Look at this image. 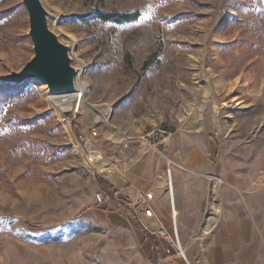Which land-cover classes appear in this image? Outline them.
Wrapping results in <instances>:
<instances>
[{
	"label": "rangeland",
	"instance_id": "1",
	"mask_svg": "<svg viewBox=\"0 0 264 264\" xmlns=\"http://www.w3.org/2000/svg\"><path fill=\"white\" fill-rule=\"evenodd\" d=\"M41 3L69 48L75 80L89 86L82 109L59 116L38 80L21 93L0 82L8 96L0 107V264H149L143 241L155 236L129 198L149 190L176 249L200 264V245L224 209L264 191V3ZM134 10L139 19L123 25L95 16ZM27 31L21 0H0V77L31 58ZM80 136L124 166L86 164ZM193 197L198 215L188 212ZM214 204L219 212L203 234Z\"/></svg>",
	"mask_w": 264,
	"mask_h": 264
},
{
	"label": "crops",
	"instance_id": "2",
	"mask_svg": "<svg viewBox=\"0 0 264 264\" xmlns=\"http://www.w3.org/2000/svg\"><path fill=\"white\" fill-rule=\"evenodd\" d=\"M193 194L198 196L197 191ZM156 195L155 192V197ZM192 200L194 201L189 204L188 212L198 215L201 212V204L194 197ZM243 201L239 202L237 209H231L229 206L224 209L215 231L200 245L203 251L200 264H264V191L261 190L259 197L255 195L250 199L248 206H245V199ZM152 208L155 218L148 219L141 215L143 229L153 230L151 234L155 236L152 240L143 241L144 250L149 253V264H184L178 250L157 236L158 221L167 232L168 227L161 217L162 211L159 212L155 204ZM169 236L172 237L170 234Z\"/></svg>",
	"mask_w": 264,
	"mask_h": 264
},
{
	"label": "water",
	"instance_id": "3",
	"mask_svg": "<svg viewBox=\"0 0 264 264\" xmlns=\"http://www.w3.org/2000/svg\"><path fill=\"white\" fill-rule=\"evenodd\" d=\"M21 4L27 13L32 56L19 70L1 76L0 82L21 84L36 79L48 94L73 92L77 71L71 64L68 46L49 28V14L41 0H21Z\"/></svg>",
	"mask_w": 264,
	"mask_h": 264
},
{
	"label": "bare ground",
	"instance_id": "4",
	"mask_svg": "<svg viewBox=\"0 0 264 264\" xmlns=\"http://www.w3.org/2000/svg\"><path fill=\"white\" fill-rule=\"evenodd\" d=\"M88 86L89 85H88L87 82H84V81L79 82L78 80H75L76 89L73 92L62 93V94H56V93L50 94V95H52L50 97L54 100V104H55V106L57 108L58 115L60 116V113H63L65 111H73L75 113L79 112L82 109V105H83L84 99H86L85 96H86V93H87ZM200 100L201 99H199L198 101H200ZM77 150H78V148H77ZM90 159L91 160L86 161V164H88L92 168H96V170H98L100 172L111 170V166L105 164L104 160L100 157L98 152H96V155L92 154L90 156ZM163 187H164V181L160 180V181H158L156 183L155 189L156 190L157 189H162ZM218 212H219V205L214 204L213 205V212L210 213L207 217H205L204 223L200 227V230H201V232L203 234H207V233H209L210 230H212V225L215 222L214 215H216V213H218Z\"/></svg>",
	"mask_w": 264,
	"mask_h": 264
},
{
	"label": "built area",
	"instance_id": "5",
	"mask_svg": "<svg viewBox=\"0 0 264 264\" xmlns=\"http://www.w3.org/2000/svg\"><path fill=\"white\" fill-rule=\"evenodd\" d=\"M50 96H52V95L48 94L47 99L54 103V100ZM92 140L93 139L91 137L87 138V136H84V138H83L82 136H80V142L78 143V147L82 150V152H84V155H85V158L87 161L91 160L90 156L92 154L96 155V152H98L100 157L103 159V155L101 154L99 148L97 147V145ZM110 160L113 161L114 164L118 168H122V166H124V163H121L119 160H116L113 155L108 156L107 160H104L105 164L108 165L107 161H110ZM111 169H112V167H111ZM133 194L135 195V200H133V198H131L130 195H129V198H130V201L134 205H136V207H138V214H140V212H142L145 214V217L148 219L155 218V214H154V211L152 208V205L154 204V200H155V192L153 190L144 191V192H138L137 191L135 193L133 192ZM103 199H104L103 195L99 196L100 201ZM130 206H131V204H130ZM147 227H149V226H147ZM156 234H157V236L165 239L172 247L176 248V243H175L174 239L169 236L165 227L159 221H158V228L156 230ZM184 253H185L184 251L182 252V250H180V249L178 250V254L182 257L185 264H192L191 261L186 259Z\"/></svg>",
	"mask_w": 264,
	"mask_h": 264
},
{
	"label": "trees",
	"instance_id": "6",
	"mask_svg": "<svg viewBox=\"0 0 264 264\" xmlns=\"http://www.w3.org/2000/svg\"><path fill=\"white\" fill-rule=\"evenodd\" d=\"M95 16L99 21H101L103 23L104 22H110V23H113L116 25H123V24H129V23H133V22L137 21L140 17V11L134 10L132 12H126V13H116V12L108 13V12L97 11L95 13ZM152 60H153L152 56H149L147 61H145V63H144V68H146V66H148L149 63L152 62ZM132 64H133V60H132L131 54L129 52H125L123 54V67L125 68V70H131ZM26 82H23L22 84H14V85L2 84V85H7V86L13 88L12 91L14 93H19L18 91H20V93H21ZM7 97L8 96H7L6 92H2V90L0 89V107H1V101H5L7 99Z\"/></svg>",
	"mask_w": 264,
	"mask_h": 264
},
{
	"label": "snow or ice",
	"instance_id": "7",
	"mask_svg": "<svg viewBox=\"0 0 264 264\" xmlns=\"http://www.w3.org/2000/svg\"><path fill=\"white\" fill-rule=\"evenodd\" d=\"M262 3H264V0H262Z\"/></svg>",
	"mask_w": 264,
	"mask_h": 264
}]
</instances>
